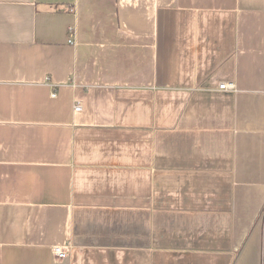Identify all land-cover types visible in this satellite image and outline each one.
<instances>
[{
	"label": "crops",
	"instance_id": "1",
	"mask_svg": "<svg viewBox=\"0 0 264 264\" xmlns=\"http://www.w3.org/2000/svg\"><path fill=\"white\" fill-rule=\"evenodd\" d=\"M0 264H264V0H0Z\"/></svg>",
	"mask_w": 264,
	"mask_h": 264
},
{
	"label": "built area",
	"instance_id": "2",
	"mask_svg": "<svg viewBox=\"0 0 264 264\" xmlns=\"http://www.w3.org/2000/svg\"><path fill=\"white\" fill-rule=\"evenodd\" d=\"M70 31H71V36H70V38H69V42L68 43H71L72 42V38H73V34H72V30L70 29ZM219 90H232V91H234V86L233 85H227V84H220L219 85ZM56 96V94L53 92L52 94H51V97H55ZM80 109V107L79 106H77L76 108H75V110L76 111H78ZM53 254H54V256H56L58 259H64V258H66L67 257V250L64 248V247H54L53 249Z\"/></svg>",
	"mask_w": 264,
	"mask_h": 264
}]
</instances>
